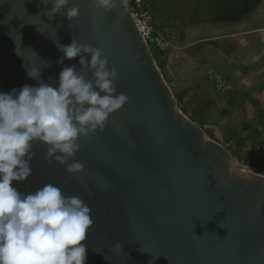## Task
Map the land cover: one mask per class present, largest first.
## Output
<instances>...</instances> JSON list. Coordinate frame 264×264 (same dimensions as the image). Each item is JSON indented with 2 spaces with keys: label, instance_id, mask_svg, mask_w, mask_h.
Returning a JSON list of instances; mask_svg holds the SVG:
<instances>
[{
  "label": "water",
  "instance_id": "95a60500",
  "mask_svg": "<svg viewBox=\"0 0 264 264\" xmlns=\"http://www.w3.org/2000/svg\"><path fill=\"white\" fill-rule=\"evenodd\" d=\"M156 1L163 9L152 13L172 14L164 10L169 0ZM237 1L226 9L228 0L183 3L197 22L215 12L221 20L240 17L260 0ZM72 6L80 12L69 22L44 15L50 0H0V92L35 86L26 71L33 67L58 85L60 71L79 67V57L58 64L63 53L56 41L67 45L75 37L102 50L117 72L115 94L129 99L102 131L79 138L68 163L82 162L81 172L49 163L47 146L37 141L32 175L13 186L27 194L53 183L88 204L86 264H264V177L222 148L213 127L181 112L123 0L111 11L92 0H70ZM256 159L264 162V142Z\"/></svg>",
  "mask_w": 264,
  "mask_h": 264
},
{
  "label": "clouds",
  "instance_id": "9594fccd",
  "mask_svg": "<svg viewBox=\"0 0 264 264\" xmlns=\"http://www.w3.org/2000/svg\"><path fill=\"white\" fill-rule=\"evenodd\" d=\"M50 3L44 12L50 19L59 14L70 22L79 16V7H68L70 0ZM92 3L106 11L117 6V0ZM56 45L63 53L58 64L79 57V67H63L58 85L45 82L41 69L33 67L26 71L37 81L35 86L0 92V264H86L87 245L82 242L93 225L88 204L79 196L65 195L53 183L25 194L13 181L25 182L32 175V147L37 141L47 146L44 156L49 163L66 165L70 174L81 172L82 162L68 163L80 149L79 138L102 131L109 115L129 99L115 94L117 72L108 69L100 48L75 37L70 44Z\"/></svg>",
  "mask_w": 264,
  "mask_h": 264
},
{
  "label": "crops",
  "instance_id": "0c3cea01",
  "mask_svg": "<svg viewBox=\"0 0 264 264\" xmlns=\"http://www.w3.org/2000/svg\"><path fill=\"white\" fill-rule=\"evenodd\" d=\"M175 2L171 15H157L158 27L162 31L178 30L181 47L172 48L171 45L169 59L165 60L160 55L158 63L163 65L166 62L172 68V59L177 61L173 69L167 70L172 81L168 84L172 86L176 101L189 106L191 115L188 114L187 117L194 122L195 117L203 116L206 121L211 122V115L218 114L221 121L209 124L213 128L218 126L221 132L217 135L221 137L224 126L230 125L235 129L241 127V124L251 126L249 119L260 122L264 131V0L249 7L237 18L217 19L213 17L218 14L215 12L209 19L197 22L189 19L190 12L183 0ZM235 11L240 12L241 8ZM177 12L183 18L175 17ZM200 68L206 69L203 76L199 73ZM216 70L224 72L220 76L225 84L223 92L216 91L207 78V73ZM165 78L167 79L166 76ZM205 78L210 82H207L209 85ZM174 81H178L177 90ZM256 130L259 137H264L260 128Z\"/></svg>",
  "mask_w": 264,
  "mask_h": 264
},
{
  "label": "rangeland",
  "instance_id": "374dc122",
  "mask_svg": "<svg viewBox=\"0 0 264 264\" xmlns=\"http://www.w3.org/2000/svg\"><path fill=\"white\" fill-rule=\"evenodd\" d=\"M152 14V13H151ZM152 16H153V19H154V21H153V24H154V26H155V28L159 31V32H163L162 34H164L166 37H167V39H168V41H169V45L171 46L172 45V48H175V47H177V48H179V47H181V45H180V37H179V31L178 30H176L175 29V31H162L159 27H158V21H159V17L156 15V14H152ZM171 48H170V50L167 52V53H160L159 55H163V57H164V59L165 60H168L169 59V56H170V53H171ZM177 57V56H176ZM161 60H163V59H161ZM180 61H181V59H180ZM177 61L175 60V59H172V63H171V66H172V68H170V65H167V63L166 62H163L162 64L163 65H161V63H157V66L159 67V71H160V73H161V75L163 76V78L166 80V82L167 83H169V82H172L171 80H170V78H169V73H167L168 71L167 70H169V69H173V67H174V65H176L175 63H176ZM167 65V66H166ZM164 66H165V68L166 69H164ZM166 72H165V71ZM206 72V69H203V68H200L199 69V73H200V75L201 76H203L204 75V73ZM211 73V72H210ZM212 73H215L216 75H219V76H222V75H224V72H222V71H220V72H218V70H216V71H213ZM165 76L167 77V79L165 78ZM205 80H207V78H205ZM205 82V81H204ZM207 82H208V80L206 81V84H207ZM174 83V87L176 86V89L175 90H177V88H179V86L177 85V83H178V81L176 82V81H174L173 82ZM209 84H210V82H208ZM209 84H207V85H209ZM172 87V86H171ZM209 87V89L210 90H213L212 88H211V86H208ZM173 93V92H172ZM178 103V102H177ZM179 105H180V109H181V112L184 114V115H186V116H188V114L189 115H191L190 114V111H189V106H187V104H182L181 102L179 103ZM206 117H208L209 118V116H206ZM189 118V117H188ZM250 118V117H249ZM190 119V118H189ZM192 119V118H191ZM205 119V117H195V120L194 119H192V120H194V123H196V125L197 126H200V127H210V124L209 123H215V124H217L216 122H219V121H221V117L218 115V114H212L211 115V117L209 118V119H211L212 121L211 122H209V120L208 121H206V119ZM200 120H202V121H200ZM243 120H246V119H243ZM205 123H204V122ZM215 121V122H214ZM247 121V120H246ZM248 122V121H247ZM249 122H250V127L251 128H253V129H256V128H260V130H261V132H262V135H264V131H263V127H262V125L260 124V122H258V121H256L255 120V122L254 121H251L250 119H249ZM208 125H207V124ZM220 127H223V126H221V125H219ZM230 126V125H229ZM228 125H227V127H223L222 128V131L224 132L223 134H222V137L221 136H219V138H220V140L221 141H225V140H232L235 144H236V147H235V151L232 153V156L236 159V160H238L243 166H245V167H250V161H249V156H250V154L251 153H253V152H256V151H258L259 149H260V147H261V143L264 141L263 140V138L264 137H259L258 138V140L257 141H255V142H251L250 140H249V137H248V132L247 133H244L243 131H242V128L239 126L238 128H231V126L229 127ZM216 127V128H215ZM215 127H214V129H215V132H216V134L217 133H220L221 131L218 129V126H216L215 125ZM226 132H228V134L226 133ZM235 132H238L237 134H235ZM242 132V133H241ZM241 133V134H240ZM229 134H231V135H229ZM235 134V135H234ZM228 136H230V137H228ZM237 144L239 145V147L237 146ZM235 153V154H234ZM234 154V155H233Z\"/></svg>",
  "mask_w": 264,
  "mask_h": 264
},
{
  "label": "built area",
  "instance_id": "2783aa9c",
  "mask_svg": "<svg viewBox=\"0 0 264 264\" xmlns=\"http://www.w3.org/2000/svg\"><path fill=\"white\" fill-rule=\"evenodd\" d=\"M123 2L138 34L148 48H152L158 53H167L171 46L169 45L167 37L155 28L153 24L154 19L148 6V0H123ZM207 78L214 85L216 91L223 92L225 90L224 81L220 76L209 72L207 73ZM169 86L172 89L171 85ZM220 145L231 155L235 151L236 144L232 140L221 141ZM255 172L264 177V169L262 172Z\"/></svg>",
  "mask_w": 264,
  "mask_h": 264
},
{
  "label": "trees",
  "instance_id": "16d2710c",
  "mask_svg": "<svg viewBox=\"0 0 264 264\" xmlns=\"http://www.w3.org/2000/svg\"><path fill=\"white\" fill-rule=\"evenodd\" d=\"M150 52L153 56V59L157 65L158 60H159V54L158 52L154 51L152 48L150 49ZM158 67V66H157ZM159 68V67H158ZM179 104V103H178ZM241 128L243 131L248 132L249 133V140L252 142H255V140L257 141L259 138L258 132L256 129H252L248 124H241ZM237 146L239 147V145L237 144ZM257 152V151H256ZM256 152H253L250 154L249 156V163H250V167L252 169H254L255 171H263L264 169V162H260L256 159Z\"/></svg>",
  "mask_w": 264,
  "mask_h": 264
},
{
  "label": "flooded vegetation",
  "instance_id": "af4514ba",
  "mask_svg": "<svg viewBox=\"0 0 264 264\" xmlns=\"http://www.w3.org/2000/svg\"><path fill=\"white\" fill-rule=\"evenodd\" d=\"M228 1H230V3H228L227 5H232V4H234V6H237V4H239L238 3V1L236 0V1H234V0H228ZM150 0H148V6H149V9H150V12L152 13L154 10H158V9H163V7L161 8L159 5H156V4H158V1H156V0H153V3L155 4V6L154 7H156V8H154L153 6H151L150 5ZM174 4H175V1L174 0H169V2H168V5H167V7L164 9L166 12H170L171 10H172V6H174ZM226 6V5H225ZM224 9H226V8H224ZM153 14V13H152ZM167 14V13H166ZM156 15H158V14H156ZM168 15V14H167ZM169 17V16H168Z\"/></svg>",
  "mask_w": 264,
  "mask_h": 264
}]
</instances>
